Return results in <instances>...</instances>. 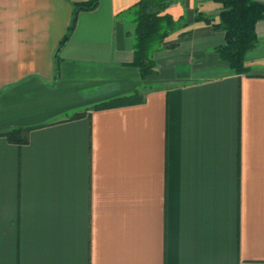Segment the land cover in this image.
Segmentation results:
<instances>
[{
  "label": "crops",
  "instance_id": "obj_1",
  "mask_svg": "<svg viewBox=\"0 0 264 264\" xmlns=\"http://www.w3.org/2000/svg\"><path fill=\"white\" fill-rule=\"evenodd\" d=\"M82 1L0 0V264H264V19L237 74L196 19L221 3L178 0L144 79L139 0L82 10L56 60Z\"/></svg>",
  "mask_w": 264,
  "mask_h": 264
},
{
  "label": "trees",
  "instance_id": "obj_2",
  "mask_svg": "<svg viewBox=\"0 0 264 264\" xmlns=\"http://www.w3.org/2000/svg\"><path fill=\"white\" fill-rule=\"evenodd\" d=\"M178 0H139L132 7L122 13L129 16L135 23L134 33V60L144 79L154 74L156 63L154 54L165 48L166 38L186 27L188 23L175 20L167 8ZM221 3L219 19L197 14V20H204L211 24L212 29L224 33L225 42L217 47L216 51L220 58L230 66L234 73L242 74L251 71L247 65L248 54L253 52L258 44L259 37L256 32L257 23L264 19V3L260 0H214ZM99 0H87L74 4L71 25L68 33L57 49L56 60L59 52L74 31L78 15L82 10H93L98 6ZM188 32L182 33V35ZM58 61V60H57ZM58 63L56 70L58 71ZM122 99H114L97 105L95 108H107L122 103ZM82 113H76L70 118L79 117ZM30 128H13L6 136L11 142L25 143L28 141Z\"/></svg>",
  "mask_w": 264,
  "mask_h": 264
}]
</instances>
